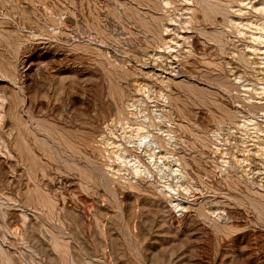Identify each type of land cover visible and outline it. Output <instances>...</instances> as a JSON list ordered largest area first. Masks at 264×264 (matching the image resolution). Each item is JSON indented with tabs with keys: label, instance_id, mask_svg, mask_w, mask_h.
<instances>
[{
	"label": "rangeland",
	"instance_id": "1",
	"mask_svg": "<svg viewBox=\"0 0 264 264\" xmlns=\"http://www.w3.org/2000/svg\"><path fill=\"white\" fill-rule=\"evenodd\" d=\"M0 264H264V0H0Z\"/></svg>",
	"mask_w": 264,
	"mask_h": 264
}]
</instances>
